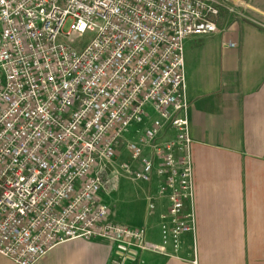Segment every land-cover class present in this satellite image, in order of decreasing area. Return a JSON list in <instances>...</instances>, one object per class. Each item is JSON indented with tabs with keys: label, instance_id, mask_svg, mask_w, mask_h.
Segmentation results:
<instances>
[{
	"label": "built area",
	"instance_id": "1",
	"mask_svg": "<svg viewBox=\"0 0 264 264\" xmlns=\"http://www.w3.org/2000/svg\"><path fill=\"white\" fill-rule=\"evenodd\" d=\"M223 10L235 12L222 0H0V255L35 264L104 239L111 264H144L195 237L185 41L219 31ZM123 147L131 161L117 168ZM121 173L157 178L160 243L111 219L101 193Z\"/></svg>",
	"mask_w": 264,
	"mask_h": 264
},
{
	"label": "crops",
	"instance_id": "2",
	"mask_svg": "<svg viewBox=\"0 0 264 264\" xmlns=\"http://www.w3.org/2000/svg\"><path fill=\"white\" fill-rule=\"evenodd\" d=\"M222 1L235 12L222 11L219 31L185 41L195 237L185 234L174 256L144 253V264H264V0ZM157 187L156 177L145 184L146 201ZM166 207L157 199L144 223L117 222L160 243ZM111 254L109 241L79 238L35 264H111ZM0 264L17 263L0 255Z\"/></svg>",
	"mask_w": 264,
	"mask_h": 264
},
{
	"label": "rangeland",
	"instance_id": "3",
	"mask_svg": "<svg viewBox=\"0 0 264 264\" xmlns=\"http://www.w3.org/2000/svg\"><path fill=\"white\" fill-rule=\"evenodd\" d=\"M90 38V35H84L79 42H84ZM154 117L155 114L152 113ZM144 123H136L134 128L142 129ZM142 131V130H141ZM172 136V130H168L164 138H170ZM129 139L135 140L138 138V134H133L128 136ZM118 160L115 167L119 168L120 163L124 161H131L130 153L125 147L119 152ZM136 168H140V164L136 163ZM122 172V171H120ZM145 184L144 181H136L128 177L125 174H120L118 176V181L115 180L114 189L109 193L106 192L105 203L109 205L111 209V218L115 219L116 222L119 220L124 221L127 224L138 225L144 223V219L148 214V206L145 194Z\"/></svg>",
	"mask_w": 264,
	"mask_h": 264
}]
</instances>
